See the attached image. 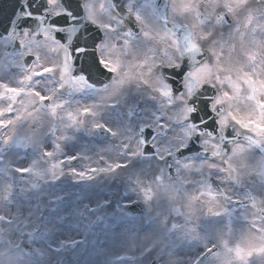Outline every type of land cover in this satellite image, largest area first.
Returning a JSON list of instances; mask_svg holds the SVG:
<instances>
[{
	"label": "snow or ice",
	"instance_id": "6c2138e0",
	"mask_svg": "<svg viewBox=\"0 0 264 264\" xmlns=\"http://www.w3.org/2000/svg\"><path fill=\"white\" fill-rule=\"evenodd\" d=\"M0 49V264H264V0H13Z\"/></svg>",
	"mask_w": 264,
	"mask_h": 264
},
{
	"label": "rangeland",
	"instance_id": "374dc122",
	"mask_svg": "<svg viewBox=\"0 0 264 264\" xmlns=\"http://www.w3.org/2000/svg\"><path fill=\"white\" fill-rule=\"evenodd\" d=\"M11 58H5L0 61V81H7L9 78V75L11 73H15L17 70L16 69H11L10 72L4 68V65L10 60ZM106 141L99 136H97L94 140L89 139L87 137H83L79 143L77 144L76 148H68L66 151H69L71 153H75L76 151L79 150H87V155L93 156L94 152L97 151L100 147H102ZM50 147V145H49ZM89 161L87 160H82L79 161L76 166L77 167H82L83 165L88 164ZM22 164H26V161L22 162ZM18 175V174H14ZM117 181H105L103 177L100 178V183L97 185H94L91 188L86 189L87 194L93 196V198L97 197H111L115 198L116 197V185ZM68 191L72 193H78L80 191L79 188L76 186H71L67 189ZM101 191L102 194L100 193ZM189 252L188 248H182V249H177V256L178 258H185L187 257V254ZM85 257H81V259H84Z\"/></svg>",
	"mask_w": 264,
	"mask_h": 264
},
{
	"label": "water",
	"instance_id": "95a60500",
	"mask_svg": "<svg viewBox=\"0 0 264 264\" xmlns=\"http://www.w3.org/2000/svg\"><path fill=\"white\" fill-rule=\"evenodd\" d=\"M6 19H7V18L3 19V20L1 21V23L4 22V21H6ZM10 50H11V49H9V51H10ZM29 62H30V59H29Z\"/></svg>",
	"mask_w": 264,
	"mask_h": 264
},
{
	"label": "flooded vegetation",
	"instance_id": "af4514ba",
	"mask_svg": "<svg viewBox=\"0 0 264 264\" xmlns=\"http://www.w3.org/2000/svg\"><path fill=\"white\" fill-rule=\"evenodd\" d=\"M3 49H0V51H2ZM249 179H251V178H249ZM256 187H258V185H256Z\"/></svg>",
	"mask_w": 264,
	"mask_h": 264
},
{
	"label": "bare ground",
	"instance_id": "6f19581e",
	"mask_svg": "<svg viewBox=\"0 0 264 264\" xmlns=\"http://www.w3.org/2000/svg\"><path fill=\"white\" fill-rule=\"evenodd\" d=\"M103 193H104V191H103ZM178 257V256H177Z\"/></svg>",
	"mask_w": 264,
	"mask_h": 264
}]
</instances>
